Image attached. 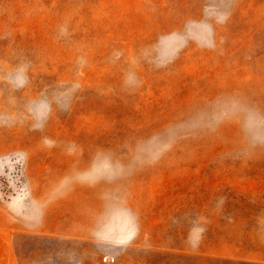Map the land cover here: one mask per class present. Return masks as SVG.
Instances as JSON below:
<instances>
[{"label": "rangeland", "instance_id": "obj_1", "mask_svg": "<svg viewBox=\"0 0 264 264\" xmlns=\"http://www.w3.org/2000/svg\"><path fill=\"white\" fill-rule=\"evenodd\" d=\"M264 0H0V264H264Z\"/></svg>", "mask_w": 264, "mask_h": 264}, {"label": "clouds", "instance_id": "obj_2", "mask_svg": "<svg viewBox=\"0 0 264 264\" xmlns=\"http://www.w3.org/2000/svg\"><path fill=\"white\" fill-rule=\"evenodd\" d=\"M261 124L258 118L249 112V114L245 118V129L250 130L253 133V139L257 143H264V134L259 131Z\"/></svg>", "mask_w": 264, "mask_h": 264}]
</instances>
